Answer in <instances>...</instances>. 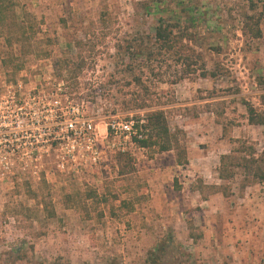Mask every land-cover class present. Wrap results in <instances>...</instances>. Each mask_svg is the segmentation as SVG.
<instances>
[{
    "label": "rangeland",
    "instance_id": "1",
    "mask_svg": "<svg viewBox=\"0 0 264 264\" xmlns=\"http://www.w3.org/2000/svg\"><path fill=\"white\" fill-rule=\"evenodd\" d=\"M13 1L25 30L0 26V264H264V183L219 179L222 156L264 150L245 105L264 115V17L260 39L247 31L264 0ZM160 19L192 34L207 78L130 58ZM154 110L187 163L108 131ZM79 116L93 131L76 138Z\"/></svg>",
    "mask_w": 264,
    "mask_h": 264
},
{
    "label": "trees",
    "instance_id": "2",
    "mask_svg": "<svg viewBox=\"0 0 264 264\" xmlns=\"http://www.w3.org/2000/svg\"><path fill=\"white\" fill-rule=\"evenodd\" d=\"M13 0H0V26L10 24L12 27L19 30H25V22L15 18ZM252 11H257L258 6H252ZM264 17V2L260 13L253 16H248L247 31L255 39L262 37L260 28ZM9 20V21H8ZM193 36L187 30H182L177 24L167 22L160 19L155 27V32L152 36L142 38L139 42L142 47L137 48L138 53L132 54L130 58H143L142 66L147 68L151 73L154 72L156 65L167 63L170 59L183 67V75L176 81H182L188 76L199 75L202 78H207L209 73L206 70L205 62L195 49L192 48ZM133 51L136 50L134 47ZM21 67V66H19ZM129 67H131L129 65ZM200 71V74H198ZM176 82V83H177ZM137 83H141L137 79ZM248 111L249 123L256 126L264 127V115L259 113L256 108L247 103L245 104ZM145 130H149V138L137 140L143 147L154 146L158 147L161 153L177 151L178 163H187L185 152L179 146V140L176 135L170 130L168 120L164 111L154 110L146 115V123L141 126ZM241 149L233 150L230 154L221 157L219 168L220 180H231L235 177V169H242L248 177H252L256 181L264 183V150L258 154L254 147L241 145ZM242 156H237V155Z\"/></svg>",
    "mask_w": 264,
    "mask_h": 264
},
{
    "label": "built area",
    "instance_id": "3",
    "mask_svg": "<svg viewBox=\"0 0 264 264\" xmlns=\"http://www.w3.org/2000/svg\"><path fill=\"white\" fill-rule=\"evenodd\" d=\"M86 121H82L80 116L75 117L74 120L68 122L67 130L75 132L77 135L76 138L78 136L84 137L85 133L89 132L90 134L93 131L92 124L87 123ZM143 124H145L144 120L135 121L133 118L130 120L113 119L112 122L109 123L108 131L115 136H125L127 139L132 138V140L135 141L143 140L146 136L144 129L141 127ZM64 139L68 141L70 140L68 136H64ZM89 140L95 142V137L93 136L92 138H89Z\"/></svg>",
    "mask_w": 264,
    "mask_h": 264
}]
</instances>
